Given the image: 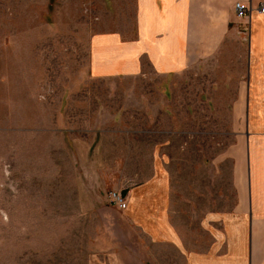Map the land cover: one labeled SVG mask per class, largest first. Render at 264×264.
Instances as JSON below:
<instances>
[{"label": "rangeland", "instance_id": "obj_1", "mask_svg": "<svg viewBox=\"0 0 264 264\" xmlns=\"http://www.w3.org/2000/svg\"><path fill=\"white\" fill-rule=\"evenodd\" d=\"M117 5L0 0V264L126 263L132 231L107 202L118 189L78 176L94 150L133 181L161 160L168 234L135 229L151 263L247 264V197L264 194V46L255 56L249 21H228L212 53L176 72L100 74L119 58L97 62L94 38L127 25L95 20Z\"/></svg>", "mask_w": 264, "mask_h": 264}, {"label": "crops", "instance_id": "obj_2", "mask_svg": "<svg viewBox=\"0 0 264 264\" xmlns=\"http://www.w3.org/2000/svg\"><path fill=\"white\" fill-rule=\"evenodd\" d=\"M116 1L124 2V8L117 5L115 13L112 11L107 17H99L95 20L126 21L127 25L124 30L100 31L99 36L94 38V57L97 62L101 61L102 57L114 58L116 56L119 58L118 67L113 70L102 69L100 74L136 75L141 71L143 65L154 70L158 69L164 74L170 71L176 72L182 64H191L193 59L212 53L215 43L221 40L223 27L227 26L228 21H249L250 50H253L255 56L263 51L264 13H259L256 7L264 0ZM234 1L248 3L251 7L250 13L246 17H235L232 10ZM112 14L117 15L116 19ZM62 119L63 121L59 120V123H63V128L58 129L62 132L69 131L70 128H65V121L68 118L62 116ZM82 119L84 118H80V120ZM76 122H80L78 118ZM99 123H101L100 120ZM136 136L142 137V135ZM93 158L95 161L91 162L92 153L87 152L82 162L83 173L77 168L79 179L82 175L86 178L83 184L88 186L91 180L96 179L100 183L101 190L106 188L105 184H109L114 189L120 190L126 199V209L118 211L123 220L122 226L132 231L126 247L128 251L123 255L126 260L125 264H153L148 258L149 254L144 253V249L139 247L141 245L135 237V229L141 230L149 242H164L165 240H160V238L168 234L166 232L167 192L161 184L162 181L159 180V171L162 168L161 160L151 157L149 176L145 180H134V182L129 179L130 176L123 174V171L128 167L124 169L120 167L121 163L118 160L113 158L115 167L114 171H111L107 170L106 163L98 164L96 160L100 158L95 150ZM99 165L103 171L98 170ZM130 169L134 170L133 167ZM96 193L98 192L95 190L87 194L96 195ZM244 200L243 196L241 202ZM247 202V216H243L241 223V229L244 226L247 230L246 263L264 264V194L258 193L255 186V193L247 197ZM99 203H103V200ZM105 210H108V207L99 204L95 207L94 212L97 217L103 218ZM240 214L245 213L241 211ZM109 230L108 227H104L100 234L106 235ZM99 239V241L102 240V238ZM108 239L110 240V236ZM173 243L175 245V238H173Z\"/></svg>", "mask_w": 264, "mask_h": 264}, {"label": "built area", "instance_id": "obj_3", "mask_svg": "<svg viewBox=\"0 0 264 264\" xmlns=\"http://www.w3.org/2000/svg\"><path fill=\"white\" fill-rule=\"evenodd\" d=\"M248 6L250 7V5H247L245 2L235 1L233 3V11L237 17H243L248 13ZM256 9L259 13H264V1L260 2ZM107 202L120 212L126 209V199L120 191H109L107 193Z\"/></svg>", "mask_w": 264, "mask_h": 264}]
</instances>
